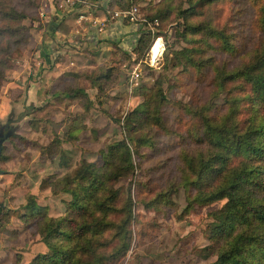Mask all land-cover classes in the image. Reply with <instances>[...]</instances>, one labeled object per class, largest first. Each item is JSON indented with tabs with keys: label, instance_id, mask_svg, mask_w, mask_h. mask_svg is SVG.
<instances>
[{
	"label": "rangeland",
	"instance_id": "obj_1",
	"mask_svg": "<svg viewBox=\"0 0 264 264\" xmlns=\"http://www.w3.org/2000/svg\"><path fill=\"white\" fill-rule=\"evenodd\" d=\"M66 1L0 0V133L8 134L0 144L1 219L7 218V209L24 213L27 193L46 207L45 214L29 215V220L3 222L0 264L27 263L30 248L45 236V231L37 232L41 222L62 216L72 201L60 190L67 177L77 179L83 163L104 165L108 146L122 140L133 168L111 185L117 190L118 208L131 199V220L128 250L113 264H211L216 257L206 249L207 225L213 220L209 213L225 200L186 209V193L192 191L181 185V156L183 150L193 154L199 145L197 111L226 112L229 94L216 91L214 68L240 65L260 42L255 8L249 0L195 7L196 15L188 21L223 29L234 47L229 53L205 33L186 31L184 20L177 17L189 7L186 0H108L104 5L85 0L56 27L58 37L72 46L68 51L58 47L54 67L44 71V56L38 50L44 25L68 5ZM133 8L142 29L152 30L151 41L143 51L135 49V41L125 44V54L113 44L116 41L101 37L117 21L115 13ZM8 9L23 17L5 18ZM91 35L100 38L96 48L87 46ZM198 47L196 56L205 66L185 70L182 50ZM101 74L106 76L91 82L90 76ZM159 86L166 96L158 113L164 127L154 124V111L146 118L142 114L145 102L156 100ZM75 91V97L69 96ZM10 118L16 122L13 133ZM140 118L144 122L139 127ZM112 218L120 221L122 212ZM44 252L50 251L45 247Z\"/></svg>",
	"mask_w": 264,
	"mask_h": 264
},
{
	"label": "trees",
	"instance_id": "obj_2",
	"mask_svg": "<svg viewBox=\"0 0 264 264\" xmlns=\"http://www.w3.org/2000/svg\"><path fill=\"white\" fill-rule=\"evenodd\" d=\"M186 1L189 7L177 16L184 20L186 31L205 33L218 44L217 48L233 52L230 35L223 29L203 21H188L196 15V6L212 5L220 0ZM249 2L255 8L257 28L262 38L240 65L232 69L224 66L214 68V87L216 91H226L230 103L224 114H206L204 108L195 113L201 124L199 145L193 154L183 150L181 156V185L185 190L190 188L192 191L191 195L187 190L186 209L225 200L220 209L209 213L213 220L207 225L209 244L206 249L216 257L211 264H264V0ZM69 11L71 9L57 10L44 25L46 36L38 46L44 56V71L54 67L56 55L60 53L58 47L69 48L72 45L56 35V27ZM4 16L12 20L23 17L15 9H8ZM155 19L156 16L149 21ZM124 20L117 21L123 23ZM137 25L140 33L135 49L143 51L152 34L149 28L142 29V24ZM119 42L113 44L120 49ZM121 50L128 54L127 50ZM200 50L199 47L182 50L186 59L185 70L205 66V61L196 56ZM95 76H90L91 82L93 78L98 80L106 75ZM229 84L233 85L227 87ZM79 91L68 95L75 97ZM155 98V101L145 102L146 110L142 114L146 118L154 111V124L164 127L158 113L166 96L160 86ZM143 122L140 118L138 126H142ZM103 155L104 165L83 163L77 179L67 177L60 190L69 193L72 201L66 205L62 216L45 218L37 231L39 234L45 231L41 241L50 252L38 253L26 264H113L126 253L131 199L128 198L118 208L117 190L111 184L131 172L130 151L122 140L110 144ZM3 158L0 150V161ZM2 173L4 171L0 170ZM52 185L54 193L55 186ZM25 199V212L7 209L5 211L9 214L5 220L1 219L4 207L0 204V232L6 230L3 225L6 220L17 218L25 221L29 220V215L37 217L45 214L46 207L39 205L34 195L27 193ZM119 212H122V218L115 222L112 216Z\"/></svg>",
	"mask_w": 264,
	"mask_h": 264
},
{
	"label": "crops",
	"instance_id": "obj_3",
	"mask_svg": "<svg viewBox=\"0 0 264 264\" xmlns=\"http://www.w3.org/2000/svg\"><path fill=\"white\" fill-rule=\"evenodd\" d=\"M96 1L100 2V4H103V5L108 2V0H96ZM112 28H114L115 30L113 31ZM139 31L140 30H139V27H138L137 24H130L128 22L123 24L122 22L115 21V22L112 23V25H110L107 28L106 33L101 37V40L105 41V42H110V41H115V40L118 41L119 40L120 41L119 42L120 46L128 45L126 47H129L132 42H134V41L136 42V39H137V37H138V35L140 33ZM57 37H58V35H57ZM58 38L60 39V37H58ZM98 40H100V38L98 39L96 37V35L89 36L88 39H87L88 48H96V43L98 42ZM41 41L39 43H41ZM63 49L67 50L68 48L67 47H63ZM6 228H7V230H9L10 233L13 232V231H11L13 229H10L8 227V225L6 226ZM45 247L46 246L43 244V242L41 240L38 243H35L30 248L29 253H27L28 257H27V259L25 258V260H26L25 263L26 262L28 263L36 254L45 253L44 252L45 251Z\"/></svg>",
	"mask_w": 264,
	"mask_h": 264
},
{
	"label": "built area",
	"instance_id": "obj_4",
	"mask_svg": "<svg viewBox=\"0 0 264 264\" xmlns=\"http://www.w3.org/2000/svg\"><path fill=\"white\" fill-rule=\"evenodd\" d=\"M66 2L68 3V5H65L66 7H65L62 11H65L66 9H71V11H73V10H75V9L78 7V5H79L80 3H84L85 0H77V1H70V0H67ZM96 3H97V4H100V2H98V1H96ZM58 11H61V10H58ZM135 11H136V8H133L132 11L129 10V11L124 12V13H122V12L115 13V15L117 16V18H116L115 20H118V19H129L131 23H138V24H140V23H142V22L138 21V19H137L136 17H134V12H135ZM67 13H68V12H67ZM67 13H66V14H67ZM66 14H65V15H66ZM65 15H64V16H65ZM143 24H144V23H143ZM150 30H151V29H150ZM151 31H152V30H151ZM156 41H157V40H155V42H156ZM134 76L137 77L138 74L135 73Z\"/></svg>",
	"mask_w": 264,
	"mask_h": 264
},
{
	"label": "water",
	"instance_id": "obj_5",
	"mask_svg": "<svg viewBox=\"0 0 264 264\" xmlns=\"http://www.w3.org/2000/svg\"><path fill=\"white\" fill-rule=\"evenodd\" d=\"M8 126L10 127H12L11 128V133H13L14 132V130H15V126H16V122H15V120H12L11 118L9 119V121H8ZM8 136V134L6 133L5 135H1V133H0V144H1V142L4 140V138H6ZM1 150V149H0Z\"/></svg>",
	"mask_w": 264,
	"mask_h": 264
},
{
	"label": "bare ground",
	"instance_id": "obj_6",
	"mask_svg": "<svg viewBox=\"0 0 264 264\" xmlns=\"http://www.w3.org/2000/svg\"><path fill=\"white\" fill-rule=\"evenodd\" d=\"M156 43V42H155ZM160 49V47L158 46L156 49H155V51H154V53L156 52V51H158Z\"/></svg>",
	"mask_w": 264,
	"mask_h": 264
}]
</instances>
